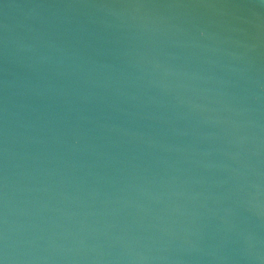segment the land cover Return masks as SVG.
I'll return each instance as SVG.
<instances>
[{"label": "water", "instance_id": "1", "mask_svg": "<svg viewBox=\"0 0 264 264\" xmlns=\"http://www.w3.org/2000/svg\"><path fill=\"white\" fill-rule=\"evenodd\" d=\"M0 264H264V0H0Z\"/></svg>", "mask_w": 264, "mask_h": 264}]
</instances>
